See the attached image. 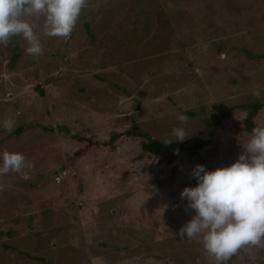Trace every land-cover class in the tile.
I'll use <instances>...</instances> for the list:
<instances>
[{"label":"rangeland","instance_id":"1","mask_svg":"<svg viewBox=\"0 0 264 264\" xmlns=\"http://www.w3.org/2000/svg\"><path fill=\"white\" fill-rule=\"evenodd\" d=\"M30 19L39 55L20 35L0 43V153L26 158L0 173V264H217L200 237H180L194 210L179 194L195 164L243 151L239 104L260 103L264 126V0H85L68 37ZM128 129L185 149L168 160ZM222 264H264V238Z\"/></svg>","mask_w":264,"mask_h":264},{"label":"clouds","instance_id":"2","mask_svg":"<svg viewBox=\"0 0 264 264\" xmlns=\"http://www.w3.org/2000/svg\"><path fill=\"white\" fill-rule=\"evenodd\" d=\"M84 5L85 0H0V43L20 35L27 42L25 51L39 55L42 49L35 32L37 25L30 18H43L44 35L68 37ZM252 94L261 95L258 89ZM177 119L184 122L188 117L178 114ZM12 124L6 120L3 126L11 131ZM172 135L177 141L189 136L179 126L172 129ZM241 147L243 151L227 165L208 169L202 163L195 164L191 175L196 183L184 186L179 194L194 210L179 230L180 237H200L217 264L226 262L242 246L258 245L264 238V126L253 127ZM25 166L23 153H0V173L21 172Z\"/></svg>","mask_w":264,"mask_h":264},{"label":"trees","instance_id":"3","mask_svg":"<svg viewBox=\"0 0 264 264\" xmlns=\"http://www.w3.org/2000/svg\"><path fill=\"white\" fill-rule=\"evenodd\" d=\"M15 53L13 54V58H12V62H15L18 56V52H17V47L15 48ZM262 56H264V54H262ZM238 107L246 109L247 110V115L245 116V120H244V124H245V131H247L248 133H251V130L253 127L256 126V122H255V116L257 114V112L259 111V109L261 108V104L260 103H243V104H239ZM230 113L227 112L225 114V116H227ZM224 116V117H225ZM218 123H219V119L217 120V124H215L211 130L207 133V136L201 140H199L195 145H194V149H200L202 148L204 145L208 144L209 142H211L212 136L215 134L217 128H218ZM62 128V127H61ZM68 127H64V130L68 131ZM22 132V128H19L15 131V133L20 134ZM123 133L128 134V135H140L143 137L142 143H143V150L148 151L150 153L156 154V155H160L163 154L164 152H166L165 157L168 160H174L177 157H179L184 149H185V145L183 143H179L177 146H173V144H169V143H160L157 140H155L150 134L143 132V131H136V130H125ZM78 139H83L80 135H76L75 136ZM119 137V134H113L111 136V139L109 140L108 143L112 144L114 142L115 139H117ZM93 140L89 141L90 144H92ZM81 149L78 151V153H81ZM7 246V245H5ZM42 259V258H40ZM43 260H45L43 258Z\"/></svg>","mask_w":264,"mask_h":264}]
</instances>
